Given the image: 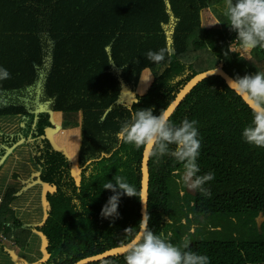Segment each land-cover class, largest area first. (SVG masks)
Listing matches in <instances>:
<instances>
[{
    "label": "trees",
    "instance_id": "16d2710c",
    "mask_svg": "<svg viewBox=\"0 0 264 264\" xmlns=\"http://www.w3.org/2000/svg\"><path fill=\"white\" fill-rule=\"evenodd\" d=\"M225 6L226 1L213 6L221 25L208 27L203 15L210 0H0V68L10 73L0 80V117H15L20 125L15 134H3L0 171L9 149H27L29 171L52 189L45 192L48 216L34 226L12 209L21 195L18 181L7 187L0 235L22 251L39 233L46 247L42 259L14 260L5 250L2 264H75L125 245L131 238L126 229L140 231L141 196L121 195L119 215L101 216L113 195L103 185L115 183V175L142 193L145 147L119 139L121 125L139 109L152 108L159 116L203 71L223 67L234 78L264 72V49H252V59L232 50L241 45ZM161 48L174 54L160 64L147 60L149 50ZM203 51L214 57L210 69L200 70L208 56ZM148 68L153 78L147 71L141 89H149L139 94ZM126 88L134 95L129 104ZM54 111L64 113L65 128L82 125L80 182L74 163L59 150L67 144L53 130ZM185 117L197 121L198 175L214 173L204 185L211 196L187 190L183 165L173 157L157 160L152 154L148 230L176 246L186 238L209 264H264V147L243 139L252 118L249 104L221 77H211L194 87L169 122L179 125ZM124 256L93 264H125Z\"/></svg>",
    "mask_w": 264,
    "mask_h": 264
},
{
    "label": "clouds",
    "instance_id": "9594fccd",
    "mask_svg": "<svg viewBox=\"0 0 264 264\" xmlns=\"http://www.w3.org/2000/svg\"><path fill=\"white\" fill-rule=\"evenodd\" d=\"M223 14L231 30L238 34L236 39L244 51L256 47L264 49V0H226ZM173 54L172 49L161 48L155 52L149 50L145 56L148 61L160 64L166 55L171 57ZM7 79H10V73L7 69L0 68V80ZM229 85L250 101L252 118L243 129V139L250 145L264 147V72L237 76L229 81ZM196 124V120L189 121L185 117L176 125L169 122L167 113L156 116L153 115L152 108L139 109L121 125L117 136L124 143L132 144L138 149L151 147L157 160L165 155L173 157L183 165V179L188 189L198 190L210 197L211 192L204 185L214 179V173L198 175L200 168L197 158L201 142ZM173 144L175 149H170L169 145ZM113 180L115 183L107 181L103 185L104 189L113 192L101 210V216L105 218L119 215L121 195L141 196L125 177L115 175ZM146 217L147 214L140 222V231L133 233L132 228L125 230V233L131 234L125 245V264H209L206 255L190 250L186 238L182 246H176L164 240L162 235L148 230Z\"/></svg>",
    "mask_w": 264,
    "mask_h": 264
},
{
    "label": "rangeland",
    "instance_id": "374dc122",
    "mask_svg": "<svg viewBox=\"0 0 264 264\" xmlns=\"http://www.w3.org/2000/svg\"><path fill=\"white\" fill-rule=\"evenodd\" d=\"M225 1L226 0H210V9L206 10L203 15L204 26L214 27L221 25L220 21L213 12V6L215 7ZM232 50L234 52L241 53V55L247 59H252L253 57L252 49L249 51H244L242 48L233 46ZM203 52L204 54L206 53L208 56L205 62L203 63V65L200 66V70L210 69L212 68L213 62L215 61L214 57L210 52H206V51ZM261 66L264 68V64H262ZM147 71L151 72V76L153 78L152 69L151 68L146 69L142 75V80L138 87L137 93L139 94L141 93L144 94L149 89L148 88L145 91L141 89ZM124 95L127 97L124 98ZM133 98L134 95H132L128 89L124 90L123 99L126 101L127 104H129L130 99ZM52 119L54 122L53 130L57 131L56 137L58 141L61 142V144H63L64 142H66L67 144V146L65 147L63 146V149H59V150L65 151L67 156L74 163V174L77 181L80 182L82 167L79 163V156H80V148L82 144V125H79V127L71 128V129L65 128L64 113L61 111H54L52 113ZM81 121L82 119H80V122ZM19 128L20 125L18 123V119H16L15 117L14 118L10 116L0 117V145L4 143V136H3L4 133L15 134L19 130ZM64 131H68V132L73 131V132L71 133V135H69L68 133L67 135H64L63 133ZM47 135L49 137L48 131H47ZM26 151L28 152L27 149ZM26 151L19 150L13 153L14 149L8 150L7 156H9L10 159L7 162H5V165L2 167V170L0 171V202L3 199V195L5 194L7 187L11 186L13 183H16L18 181V183H16V186L21 187L22 189L20 192L21 195L13 204L12 209L14 208V212L16 213L17 217L24 220V223H27L28 225L34 224V226L36 225L38 226L42 224L43 220L48 216L49 205L45 201V192L48 186L46 187L44 186V184L39 185V182L37 180V173L29 171L33 169L32 167L33 165L31 164V162L28 161L27 158L29 152L27 154ZM68 153H70L71 155H69ZM3 160H1V162ZM26 164H27V169H26ZM75 168L79 171V173L75 172ZM16 175L18 177H16ZM47 189L52 191L50 187H48ZM187 190L193 192L192 190L188 189V187ZM4 240L5 239L2 240V244L4 245V248L0 247V264H2V262L6 259L7 255L5 253V250L10 251L11 256L14 258V260L19 258L24 259L30 256L40 259L45 257L46 244L44 241V237L39 233H35L34 235H31L28 243L29 249L26 248V250H22V251L20 250V248L16 247L12 243V241H7V240L4 241Z\"/></svg>",
    "mask_w": 264,
    "mask_h": 264
},
{
    "label": "water",
    "instance_id": "95a60500",
    "mask_svg": "<svg viewBox=\"0 0 264 264\" xmlns=\"http://www.w3.org/2000/svg\"><path fill=\"white\" fill-rule=\"evenodd\" d=\"M211 77H221L226 83V85L230 89L234 90L233 88L230 87L229 81L235 78L232 75H230L228 72H226L223 67H217L214 69H210V70L198 73L192 79L188 80L185 83V85L178 91L175 98L170 102V104L163 111V113H167L168 120L172 116V114L175 112L177 107L185 99V97L194 89V87L200 84L201 82H203L204 80L209 79ZM237 94L241 96L242 99L250 105V101L247 99L246 96H243L239 93ZM152 153H153V149L151 147H145L143 161H142V193H141L142 220L144 218V215L147 214L148 215V217H146L147 229H149V224H150L149 223V201H150V183H151L150 162L152 158ZM125 245L114 247L107 251H104L103 253L84 258L75 264H93L96 262L103 261L115 255H119V256L125 255L126 254Z\"/></svg>",
    "mask_w": 264,
    "mask_h": 264
},
{
    "label": "built area",
    "instance_id": "2783aa9c",
    "mask_svg": "<svg viewBox=\"0 0 264 264\" xmlns=\"http://www.w3.org/2000/svg\"><path fill=\"white\" fill-rule=\"evenodd\" d=\"M0 236H1V239H5V238H3V236H2V235H0ZM5 240H6V239H5ZM5 240H4V241H5ZM1 241H2V240H1Z\"/></svg>",
    "mask_w": 264,
    "mask_h": 264
}]
</instances>
